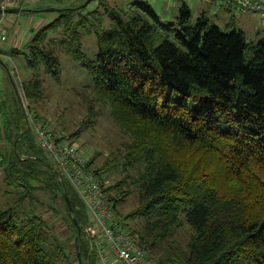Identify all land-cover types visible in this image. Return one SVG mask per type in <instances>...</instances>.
<instances>
[{
  "label": "trees",
  "instance_id": "obj_1",
  "mask_svg": "<svg viewBox=\"0 0 264 264\" xmlns=\"http://www.w3.org/2000/svg\"><path fill=\"white\" fill-rule=\"evenodd\" d=\"M94 1L98 7L90 9ZM84 2L54 12L24 54L30 69L37 73L44 67L58 81L59 58L48 42L62 31V45L93 81L97 100L107 103L115 121L133 136L125 168L145 167L136 181L139 206L128 216L144 221L130 230L138 243L154 264H264V33L254 45L240 29L223 32L205 13L193 23L186 3L176 22L168 23L147 2H132L135 13L129 19L110 0L82 7ZM103 17L115 27L103 30ZM81 29L96 32L94 59L83 51ZM35 72L23 88L37 102L42 89ZM89 112L96 114L91 106ZM27 126L15 143L24 150L19 168L14 163L7 168L20 172L29 193L31 179L60 193L82 264H95L83 232L84 206L54 172L39 170L51 166ZM222 171L228 178L219 186L215 175ZM109 190L117 214L122 199ZM29 193L17 203L31 198ZM69 254L65 244L51 242L43 217L34 213L21 223L13 209L0 210V264H79Z\"/></svg>",
  "mask_w": 264,
  "mask_h": 264
},
{
  "label": "rangeland",
  "instance_id": "obj_2",
  "mask_svg": "<svg viewBox=\"0 0 264 264\" xmlns=\"http://www.w3.org/2000/svg\"><path fill=\"white\" fill-rule=\"evenodd\" d=\"M82 1H85L83 4L86 6L91 0ZM134 1L147 2L168 23L176 22L179 9L184 3V0H110V3L124 18L129 19L135 13V9L131 8ZM97 5L98 1H94L90 5V9H94L93 7ZM99 10L104 12L102 7ZM49 12L52 13L51 16L47 14L48 19L57 16L55 13L52 15L53 11ZM78 18L80 17H76V19ZM103 18V30L115 27L113 21L107 17ZM35 20L37 23V18ZM91 21L95 23L94 17H91ZM195 21L193 14L192 22ZM211 21L214 22L212 19ZM39 22L41 21L39 20ZM236 27L237 24L232 23L229 29L222 27V31L231 32L237 29ZM80 32L85 55L89 59H94L98 51L96 32L93 31L89 34L82 29ZM246 36L254 45L259 41V38L254 37L251 33ZM64 39L63 32L57 31L51 34V40L48 42L49 49H52L59 58L61 75L58 81L47 74L44 67L37 70V73L30 69L24 54L26 53L24 47L21 49V54H14V61L18 69L9 62L14 72L12 81L16 93L12 94L10 101H8L10 99V95H8L5 104L0 102V156L4 159V163H0V210L13 209L19 215L21 223H26L29 216L34 215V213L43 217L48 221L51 242L53 244H65L66 249L70 252L71 260L76 263L78 250L75 248V230L69 222L60 193L49 192L48 188L43 189L42 180L33 179L30 180L32 187L31 193H29L28 188H23L25 181L21 178L20 172L10 173L7 168L12 163L16 168H19L20 157L18 156L24 155V150L21 143L18 146H15V143L17 142V135L19 138L22 137L26 122L27 127H29L32 122L31 119H45L44 121L51 124V129L54 132L59 136L62 135V138L73 140L83 150L89 161L93 160L91 166L95 171L100 172V178L105 187H110V195L122 199L117 206V214L131 231H135L136 227L138 228L144 223L140 218L133 216L129 218L128 216L133 214L139 206L136 181L145 167L137 163L129 169L125 168L127 152L133 144L134 138L121 124L115 121L110 106L97 100L94 94L93 81L80 63L62 45L61 41ZM34 72L41 79V97L37 102L28 98L27 92L23 88L25 81H28ZM6 78H8V74H6ZM2 81L5 85V78ZM14 85L10 84L9 87H14ZM5 88L3 87L1 90L4 91ZM19 106L22 108L24 117L22 122L20 121ZM90 106L95 109L96 114L94 116H90ZM28 136L30 135L28 134ZM183 152L184 157H187L185 151ZM208 164L213 169V164L210 161ZM39 170L47 172L48 175H53L52 169L47 166H39ZM215 177H217L219 186H223L222 182L228 178L225 171L216 174ZM26 193H29L30 195H27L31 198L22 199L17 203L19 197L21 198V195Z\"/></svg>",
  "mask_w": 264,
  "mask_h": 264
},
{
  "label": "built area",
  "instance_id": "obj_3",
  "mask_svg": "<svg viewBox=\"0 0 264 264\" xmlns=\"http://www.w3.org/2000/svg\"><path fill=\"white\" fill-rule=\"evenodd\" d=\"M26 1L2 0L0 26L4 24L9 9L21 8ZM211 1L224 3L233 11L254 12L264 21V0ZM0 38L7 41L5 30ZM44 120L31 119L29 129L38 148L48 159L52 171L62 183H67L72 188L84 206L86 218L83 232L90 252L95 257V264H154L137 238L124 228L112 208L104 182L89 164V158L83 150L73 140L59 136L51 129V124Z\"/></svg>",
  "mask_w": 264,
  "mask_h": 264
},
{
  "label": "crops",
  "instance_id": "obj_4",
  "mask_svg": "<svg viewBox=\"0 0 264 264\" xmlns=\"http://www.w3.org/2000/svg\"><path fill=\"white\" fill-rule=\"evenodd\" d=\"M80 1L82 0H27L21 7V9H25V11L15 12V14L9 13L7 15L4 24H1L2 26H0V36L2 31L5 30V33L8 37L7 41H2L0 38L1 103L5 104V100L8 95H10V99L8 100L10 101L12 99V94L16 93V88L12 81V74H14V72L9 65L10 62L15 66V68H17L12 51L14 49L21 50L31 40L35 31L40 29L43 25L47 24L46 22H50L55 18L50 17L48 19V17H46L47 14L51 16L52 13L47 9H50L52 7H55L56 9L68 8L73 3H78ZM184 3H186L190 7L192 13L195 16V19H197L200 14L205 13L220 28L228 27L229 29L232 23H235L237 24L236 28L242 30L246 35L248 33H251L252 35H254V37L260 39L264 33V21L258 14L254 12L233 11L228 9L224 3L211 0H184ZM52 15H54V11ZM33 17L37 18V23L35 18ZM39 20L41 22H39ZM22 33L23 36H21ZM6 74H8L9 82L8 78H6ZM3 78H5L6 80L5 85L2 81ZM10 84L14 85V87H9ZM3 87H6L5 89H3L4 91L1 90Z\"/></svg>",
  "mask_w": 264,
  "mask_h": 264
},
{
  "label": "water",
  "instance_id": "obj_5",
  "mask_svg": "<svg viewBox=\"0 0 264 264\" xmlns=\"http://www.w3.org/2000/svg\"><path fill=\"white\" fill-rule=\"evenodd\" d=\"M85 4L82 5V7H84ZM67 8H61V9H56V8H50V9H47L48 11H62V10H65ZM25 11V9H21V8H15V9H9L8 10V13H15V12H23ZM64 197H65V200L68 204V207H69V211L71 213H73V207H72V203L70 201V198H69V195L67 193L66 190H64ZM74 223L78 229V236H80L82 234V230H81V227L79 226L77 220L74 218ZM78 259H79V264H82V259H81V255H80V252H78Z\"/></svg>",
  "mask_w": 264,
  "mask_h": 264
}]
</instances>
